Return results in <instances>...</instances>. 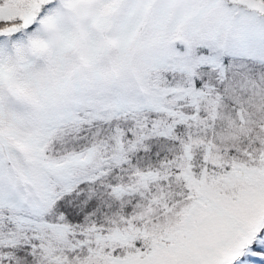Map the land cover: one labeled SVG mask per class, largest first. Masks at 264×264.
<instances>
[{
	"label": "snow or ice",
	"instance_id": "6c2138e0",
	"mask_svg": "<svg viewBox=\"0 0 264 264\" xmlns=\"http://www.w3.org/2000/svg\"><path fill=\"white\" fill-rule=\"evenodd\" d=\"M0 264H264V0H0Z\"/></svg>",
	"mask_w": 264,
	"mask_h": 264
}]
</instances>
